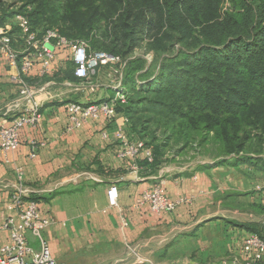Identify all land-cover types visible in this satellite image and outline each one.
Masks as SVG:
<instances>
[{"label": "crops", "instance_id": "crops-1", "mask_svg": "<svg viewBox=\"0 0 264 264\" xmlns=\"http://www.w3.org/2000/svg\"><path fill=\"white\" fill-rule=\"evenodd\" d=\"M13 22L0 18V24ZM66 56L68 52H57L48 76L39 75L35 67L27 78L35 90L28 101L11 80L19 70L0 54V126L34 101L41 110L39 123L21 129L18 149L0 156V252L10 237L3 225L12 218L21 226L11 199L22 191L25 203L38 198L41 215L48 220L44 236L60 263L246 264L243 244L249 231L237 223L247 222L241 220V210L264 204L263 194L249 193L256 182L226 166L186 174L170 167L152 170L142 164L145 150L136 160L123 158L125 147L116 138L121 115L70 128L69 103L99 102L109 95L101 89L99 70L90 86L59 80L62 61L70 58ZM160 182L168 197L190 202L161 215L138 205L141 194ZM111 185L119 188L116 206L108 200ZM27 237L38 251L39 241L30 232Z\"/></svg>", "mask_w": 264, "mask_h": 264}, {"label": "trees", "instance_id": "trees-1", "mask_svg": "<svg viewBox=\"0 0 264 264\" xmlns=\"http://www.w3.org/2000/svg\"><path fill=\"white\" fill-rule=\"evenodd\" d=\"M85 1L89 2L87 10L81 6ZM230 1L231 9L223 12L224 0H67L65 14L77 26V35L58 30L69 39L87 43L91 35L95 36L96 40L88 43L90 50H103L98 45L111 39L123 42L125 52H129L143 38L139 34L145 33L166 52L169 48L175 51L160 62L158 80L162 87L152 97H129L116 103L117 112L129 120L128 134L144 141L146 149L152 151L153 161L145 157L143 166L160 168L157 152L140 136L132 118V105L137 104L152 105L179 120L187 140L192 136L201 143L213 133L225 154L239 153L252 137L263 143L264 0ZM96 3L102 9L94 7ZM0 9L5 19L19 11L1 5ZM31 24L40 36L46 29L55 28L40 29ZM141 61L135 58L131 65L139 68ZM56 76L59 80L82 81L75 68L68 72L61 68ZM255 130L258 133L254 136ZM29 199L38 201L35 196ZM262 209L264 212V206ZM237 225L264 239V224Z\"/></svg>", "mask_w": 264, "mask_h": 264}, {"label": "built area", "instance_id": "built-area-1", "mask_svg": "<svg viewBox=\"0 0 264 264\" xmlns=\"http://www.w3.org/2000/svg\"><path fill=\"white\" fill-rule=\"evenodd\" d=\"M2 16L0 9V18ZM13 20V23L0 24V54L8 60L11 67L19 70L17 75L11 76V80L20 86V93L28 101H31L35 94L34 88L28 84V76L35 70V67L41 76L50 74L59 50L69 53L68 57L75 65V75L82 81L96 76L101 65H116L120 62L118 54L104 50H90L85 40L69 39L56 28L46 29L40 36L31 24L26 11L17 12ZM114 89L116 96L108 100L90 104L69 103L70 128L80 127L89 120H98L102 117L116 120L120 115L116 110V103L119 98L124 101V96L117 87ZM40 119V106L34 101L29 109L14 117L9 124L1 125L0 156L17 150L20 146L21 129L25 125H36ZM122 119V123L116 130V138L125 147L120 156L136 160L145 150L148 160L153 161L152 151L146 149L144 141L128 134V118L122 116ZM35 155V153L32 154V156ZM134 162L131 166L136 170L138 165ZM162 185L163 183L160 182L145 190L137 201L138 205H148L154 214L161 215L173 212L180 204L190 202V199L186 197L176 199L168 197ZM23 194L22 191H18L11 199V208L18 210L21 226L16 225L12 218H9L3 225V228L10 229V237L1 248L0 264H65L58 262L52 255L44 236L48 220L42 217L38 202L29 200L25 203ZM107 195L110 205L116 206L119 200L117 185H111ZM27 232L39 241L38 251L30 243ZM243 252L246 264L264 263V239L256 233L249 232L244 239Z\"/></svg>", "mask_w": 264, "mask_h": 264}, {"label": "rangeland", "instance_id": "rangeland-1", "mask_svg": "<svg viewBox=\"0 0 264 264\" xmlns=\"http://www.w3.org/2000/svg\"><path fill=\"white\" fill-rule=\"evenodd\" d=\"M66 3L67 0H0V5L4 8L19 10L18 12H24L25 10L37 28L41 29L51 25L61 31H68L77 35V26L71 21V16L65 14ZM98 5L96 3L94 7L98 10L102 9ZM81 6L87 10L89 2L85 1ZM231 7V1L224 0L222 11L229 10ZM15 14L13 13L10 19ZM140 36H143V38L139 41V45L129 52H125L123 42H114L111 39L103 40L101 45H98V48L115 52L120 56L118 64L101 65L99 68L101 77H97V79L102 84L101 89L104 92L106 90L109 95L108 97L103 95L102 98L104 99L101 100H108L116 96L113 87L120 90L121 95L124 96V101L129 97H152L154 91L162 87V82L158 80L159 64L165 56L175 51L170 52L171 49L169 48V52H166L164 48L154 43L152 38L149 36L146 38L145 33H140ZM90 38L87 40L90 44L96 40L95 36L91 35ZM91 48L93 47L91 46ZM219 52H223V49L220 48ZM135 58L142 59L141 67L135 68V65H131V61ZM62 63L61 68L65 72L75 68L71 60L65 59ZM151 64L154 66L149 71L147 69ZM95 78L85 81L84 86H90L95 82ZM119 100L122 101L120 98ZM131 112L140 136L157 152V162L160 168L170 167L177 174H186L204 171L213 167H230L233 174H242L251 182H256L255 187L251 191L249 190V193L254 191L264 196V141L260 145L257 137H252L239 153L225 154L222 152L221 143L215 139L213 133L203 138L201 143L198 142V139L194 140L192 136L187 140L185 134L181 131L180 121H174L169 114L166 115L165 112L152 105L146 103L132 105ZM257 133L258 131L255 130L253 135L255 136ZM196 134L194 133V135ZM251 204L245 212L244 210L240 211L242 213L241 220L264 224L262 209L264 204ZM237 212L239 211L237 210ZM236 215L233 213V216Z\"/></svg>", "mask_w": 264, "mask_h": 264}]
</instances>
